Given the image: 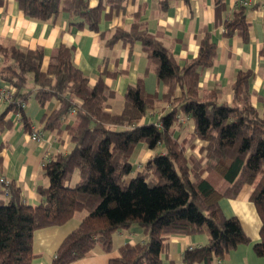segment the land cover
I'll use <instances>...</instances> for the list:
<instances>
[{
  "label": "trees",
  "instance_id": "obj_1",
  "mask_svg": "<svg viewBox=\"0 0 264 264\" xmlns=\"http://www.w3.org/2000/svg\"><path fill=\"white\" fill-rule=\"evenodd\" d=\"M5 0H0V6ZM171 0H160L162 8ZM188 1V0H184ZM23 14L32 19L53 21L60 12L70 16L69 25L98 32L101 18L124 9L126 0H16ZM214 9H224L222 0H213ZM109 7L105 11L106 7ZM245 8L236 6L224 22L226 36L239 33L248 38ZM140 12L129 28L99 31L107 46L116 42L139 41L146 54L147 68L166 87L161 96L145 91L139 77L129 84L118 111L112 100L116 92L104 81L119 71L105 68L94 83L73 63L72 47L54 48L47 68L42 69V47L18 48L0 42V78L15 88L7 109L22 113L31 75L36 99L41 105L50 99L57 106L42 117V130L58 136L67 134L72 144L66 153L57 152L43 164L45 186L38 187L41 202L28 204L18 187L10 183L9 193L0 196V264H31L32 236L36 229L60 225L74 213L85 211L78 226L59 244L50 264H69L99 245L112 249V234L118 229L139 225L143 241L124 244L119 255L107 264H162L171 234L201 233L207 242L186 249L184 264H212L239 244L248 243L235 215L226 216L221 198H234L250 185V201L261 221L255 253L264 258V112L251 103L249 69L239 70L232 82V102L219 101L218 90H201L199 72L213 65L217 45L204 31L197 55L180 65L172 51L150 33ZM264 54V46L260 49ZM178 89L180 93L178 94ZM170 108L156 120L142 122L161 104ZM73 113L72 123L65 119ZM0 114V130L9 125ZM180 115L191 120L193 131L175 136ZM206 144L185 155L194 140ZM139 144L157 152L133 166L130 157ZM78 178L73 182L74 174Z\"/></svg>",
  "mask_w": 264,
  "mask_h": 264
},
{
  "label": "crops",
  "instance_id": "obj_2",
  "mask_svg": "<svg viewBox=\"0 0 264 264\" xmlns=\"http://www.w3.org/2000/svg\"><path fill=\"white\" fill-rule=\"evenodd\" d=\"M224 9L219 13L214 9L213 0H171L169 6L162 8L160 0H126L124 9L113 10L109 18H101L99 31H112L115 27L129 28L134 15L139 11L141 19L146 22L150 33L158 37L165 47L169 48L183 65L195 57L198 52L200 38L204 31L211 33L212 41L217 45V55L212 66L199 72L198 87L201 90H218L219 101L232 102L231 85L239 70L249 69L252 76L249 80L250 101L260 112H264V54L260 49L264 46V12L254 6L245 8L248 38L244 39L235 32L226 36L224 22L228 21L236 7V0H222ZM100 0H89L95 6ZM108 6L105 11L108 10ZM70 16L60 12L53 21H41L26 17L18 7L16 0H5L0 6V42L18 48L42 47V69L48 65L54 48L61 44L72 47L73 63L94 83L100 72L119 71L113 76H105V83L116 92L111 104L118 111L122 97L129 84H134L139 77L143 79L146 92L161 96L166 87L160 83L154 71L147 68V58L140 42L132 44L116 42L107 46L95 32L84 26L78 28L69 25ZM0 55V60H1ZM2 79L0 78V84ZM26 89L29 93L22 113L27 122L41 125L42 117L49 114L57 106L55 99L41 105L35 97L31 75L28 76ZM180 93L178 89V94ZM170 105L161 107L143 117L142 122L156 120L167 111ZM9 125L0 130V172L22 193L24 200L30 205L41 202L39 186H45L47 179L42 174L44 162L57 152L66 153L72 144L65 133L58 136L54 132L44 130L42 139L34 141L29 136V129L7 104H0V114ZM73 113L65 122L72 123ZM180 126L174 135L186 137L193 131L190 119L180 115ZM195 149L187 148L185 155L198 152L206 143L194 140ZM157 152L139 144L133 151L130 161L135 167ZM78 176L75 173L73 182ZM250 185H244L234 198H221L219 204L226 216L235 215L249 237L248 243L239 244L231 249L222 259L212 264H264V258L258 256L253 245L259 238L260 218L249 197ZM85 215L78 211L60 225H52L34 230L32 251L34 257L31 264H50L63 238L75 229ZM143 229L134 224L127 229H118L112 234V249L104 251L95 245L83 257L69 264H107L110 258L119 255V248L124 244H135L145 239ZM207 242V236L195 234H171L168 238L165 253L161 255L162 264H184L182 255L186 249L200 247ZM202 264V263H197Z\"/></svg>",
  "mask_w": 264,
  "mask_h": 264
},
{
  "label": "built area",
  "instance_id": "obj_3",
  "mask_svg": "<svg viewBox=\"0 0 264 264\" xmlns=\"http://www.w3.org/2000/svg\"><path fill=\"white\" fill-rule=\"evenodd\" d=\"M236 6H254L257 7L260 11L264 12V0H236ZM15 88L7 83L2 81L0 84V104H8L12 101L14 96ZM26 102H22L20 105L24 108ZM18 119L20 116L18 113L14 112ZM43 130L39 123L32 124L29 131V136L34 141H40L42 139ZM10 181L0 172V196H6L9 193Z\"/></svg>",
  "mask_w": 264,
  "mask_h": 264
},
{
  "label": "rangeland",
  "instance_id": "obj_4",
  "mask_svg": "<svg viewBox=\"0 0 264 264\" xmlns=\"http://www.w3.org/2000/svg\"><path fill=\"white\" fill-rule=\"evenodd\" d=\"M138 164H139V163H138ZM138 164H137L136 168L138 167Z\"/></svg>",
  "mask_w": 264,
  "mask_h": 264
}]
</instances>
